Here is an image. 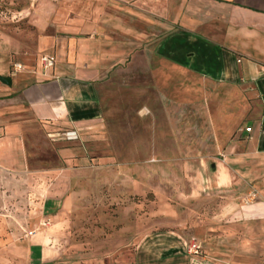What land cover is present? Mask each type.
<instances>
[{
  "label": "rangeland",
  "instance_id": "374dc122",
  "mask_svg": "<svg viewBox=\"0 0 264 264\" xmlns=\"http://www.w3.org/2000/svg\"><path fill=\"white\" fill-rule=\"evenodd\" d=\"M45 1L0 0V74L13 73L16 63L35 66L46 52L40 38L57 28L54 10L43 9L55 0ZM150 38L100 81L103 129L69 140L67 130L51 137L38 123L28 125L30 169L60 171L47 176L46 188L28 186V176L22 187L0 183V264L41 261L30 232L51 223L41 220L46 214H60L53 221L59 235L48 240L57 252L44 253L48 264H121L134 237L156 228L196 236L222 264H264V211L255 206L264 200L262 183L218 190L204 181L214 159L225 158L221 135L245 140L242 129L261 115L259 98L209 88L192 92L189 103L172 101L155 83ZM6 98L0 91L2 114L13 109ZM65 146L77 148L82 161L67 166ZM263 164L264 156L255 157Z\"/></svg>",
  "mask_w": 264,
  "mask_h": 264
},
{
  "label": "crops",
  "instance_id": "0c3cea01",
  "mask_svg": "<svg viewBox=\"0 0 264 264\" xmlns=\"http://www.w3.org/2000/svg\"><path fill=\"white\" fill-rule=\"evenodd\" d=\"M50 2L43 9L45 13L54 10L57 30L41 36L40 49L46 52L40 53L35 66L22 63L15 75L9 71L0 74L11 77V84L0 80L4 85L0 91L13 107L8 114L0 113L2 185L25 186L22 180L28 176V186H49L47 176L60 170L30 169L28 125L38 123L51 137L75 130L84 138L103 129L100 81L123 63L130 51L142 48L145 37H151V48L146 52L155 83L172 101L189 103L192 92L201 95L209 88L241 90L259 98L262 112L258 119L251 116L248 121L251 131L242 129L245 140H239L237 134L224 142L229 137L221 135L223 141L218 145L225 158L214 159L204 181L206 189L218 190L261 182L264 196V164L255 165V157L264 156V0ZM85 5L91 13L83 11ZM50 17L44 15V22ZM143 25L151 30H144ZM45 53L56 57L55 65L47 70L42 65ZM78 153L70 146L60 149L67 166L82 161L84 157ZM255 177L261 179L255 181ZM255 206L264 211V200ZM58 216L43 215L41 220L50 219L51 223L30 237V249L42 253V263H47L45 251L57 252L48 240L59 235L58 223H53ZM192 238L197 237L178 229L148 230L134 237L133 248L122 256L125 262L118 260L121 264H222L204 249L203 242L202 253L189 254L187 244Z\"/></svg>",
  "mask_w": 264,
  "mask_h": 264
},
{
  "label": "built area",
  "instance_id": "2783aa9c",
  "mask_svg": "<svg viewBox=\"0 0 264 264\" xmlns=\"http://www.w3.org/2000/svg\"><path fill=\"white\" fill-rule=\"evenodd\" d=\"M56 63L55 55L51 53H45L42 56V65L45 70L53 67ZM23 68L21 63H16L14 66L13 74L15 75L16 72L20 71ZM247 131H251V127L246 128ZM67 139L74 140L79 138V134L75 130H68L64 133ZM33 233V232H30ZM187 250L189 254H199L202 253V243L197 238H192L189 240L187 244Z\"/></svg>",
  "mask_w": 264,
  "mask_h": 264
},
{
  "label": "water",
  "instance_id": "95a60500",
  "mask_svg": "<svg viewBox=\"0 0 264 264\" xmlns=\"http://www.w3.org/2000/svg\"><path fill=\"white\" fill-rule=\"evenodd\" d=\"M0 80L6 84L12 83L11 77H9V76L0 75Z\"/></svg>",
  "mask_w": 264,
  "mask_h": 264
},
{
  "label": "trees",
  "instance_id": "16d2710c",
  "mask_svg": "<svg viewBox=\"0 0 264 264\" xmlns=\"http://www.w3.org/2000/svg\"><path fill=\"white\" fill-rule=\"evenodd\" d=\"M34 264H48V263H42L41 261L36 260Z\"/></svg>",
  "mask_w": 264,
  "mask_h": 264
}]
</instances>
